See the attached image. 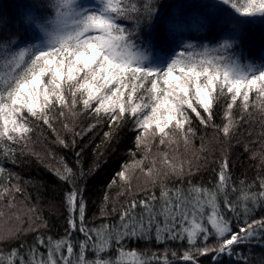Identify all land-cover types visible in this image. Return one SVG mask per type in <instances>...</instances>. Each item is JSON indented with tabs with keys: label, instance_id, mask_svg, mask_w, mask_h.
Returning <instances> with one entry per match:
<instances>
[{
	"label": "snow or ice",
	"instance_id": "obj_1",
	"mask_svg": "<svg viewBox=\"0 0 264 264\" xmlns=\"http://www.w3.org/2000/svg\"><path fill=\"white\" fill-rule=\"evenodd\" d=\"M21 7L22 14L0 17V216L2 209L17 207L16 194L23 192L20 177L2 162L16 164L25 154L39 158L30 147L37 127L49 129L53 143L75 149L86 132H76L69 119L87 113L96 123L107 122L106 142L131 121L136 150H129L130 161L116 174L117 197L125 201L109 210L106 191L92 221L85 198L92 168L86 172L79 159L84 149L76 152V167L53 155L57 166L47 167L67 186L64 234H37L31 244L2 247L48 228L41 216L36 227L29 218L27 228L0 233V264H201L203 257L222 264L221 257L238 255L236 249L264 244V216L253 218L264 209V176L237 185L224 155L214 181H194L200 165L180 152L193 144L197 122L229 138L248 122L245 115L264 116V55L248 59L251 49L243 46L254 26L264 27V0H217L214 13L198 0H24ZM184 24L204 35L178 39ZM57 123L71 138L60 135ZM207 151L202 140L196 152ZM257 157L264 165V152L249 158ZM141 176L144 185H134ZM116 183L114 178L109 190ZM152 241L186 247L181 255L129 247ZM257 264H264V256Z\"/></svg>",
	"mask_w": 264,
	"mask_h": 264
},
{
	"label": "trees",
	"instance_id": "obj_2",
	"mask_svg": "<svg viewBox=\"0 0 264 264\" xmlns=\"http://www.w3.org/2000/svg\"><path fill=\"white\" fill-rule=\"evenodd\" d=\"M169 2L178 3L180 0H169ZM185 2H191V0H185ZM198 2L209 5L208 11L216 12L215 5L217 0H198ZM23 3L24 0H0V17L7 21L12 16L24 13L26 10L21 7ZM173 10L175 11V9ZM191 23L195 24L194 17L191 19ZM179 32L182 33V36L178 37L181 40L204 35L203 31L189 24L181 25ZM204 42L208 43V41ZM243 46L245 50L251 49L248 59L258 60L259 56L264 55V27L254 26L251 29V36L246 38ZM176 50L179 51L180 48L177 47ZM219 111H222V109L218 110L215 119L217 124L222 123ZM233 114H237L236 109L233 110ZM245 119L248 122H241L239 128L235 130V134L229 138H225L222 133L211 127L205 128L199 125L198 122L194 124L197 129V136L193 144L189 146L187 152H185L183 146L180 148V152L186 158L193 159L194 165H200L199 172L193 177L194 181H203L204 183L214 181V170H218L219 161L224 155L228 156L232 180L237 185H239L240 180H246L250 183L256 179L258 174L264 176V165L260 164L259 157L255 160L249 158L252 152H264V148L261 147L264 144V137L259 135L264 130V125L261 124L264 116H261L259 112H254L251 119L247 115H245ZM94 123H96L95 118L87 113L79 116L74 122L69 119V124L74 126L76 132H86L82 139L77 138L78 146L75 149H64L53 143L55 135L46 127H37L32 134L30 147L39 154V158L25 154L17 156L18 163L16 164L8 161L2 162L5 167L20 177L19 184L23 189L22 193L16 194L17 207L15 209H2L4 215L0 216V222L6 219L9 222V225L6 228L4 227V229L13 231L25 229L28 227L29 218L33 221V227H36L41 223L40 220L36 219L37 215L48 222V228H40L39 233L28 232L26 235H21L20 241L10 242L2 247L8 249L20 242L31 244L37 234L54 238L64 234V217L66 213L62 207V197L67 186L58 180L47 167V165L57 166L56 161L52 159L53 155L57 160L63 157L70 165L76 167V160L78 159L76 152L80 148L84 149L79 159L86 172L89 168H92V172L89 173L87 178L85 193V198L88 201V219L90 221L93 220V217L99 216L106 191L112 198V202L108 205L109 210H111L113 203L119 209L120 204L125 201V196L117 197V193L121 190V182L116 177V174L121 170L122 164L130 161L129 150H136L134 141L137 133L133 131V125L129 121L121 128L115 130L111 142H106L104 134L109 131L108 123H96V126L91 131H86L89 125ZM56 128L60 135L65 138H71L72 133L66 132L60 123L56 124ZM202 140L208 151L205 153L196 152L200 148ZM245 145H248L249 151H245ZM193 154L201 157L206 156L207 159L201 158L197 161ZM139 156L140 153L137 152V158ZM114 178L117 183L113 184L109 190L108 186ZM133 184L139 185L136 181H133ZM156 192L159 194L158 188ZM143 195L144 193H138L137 198ZM33 207L36 209L34 213L29 211ZM14 213L19 214L21 219L15 220L17 216ZM261 216H264V209L256 211L253 218L259 219ZM116 218H118V212L110 217L113 220ZM93 222L100 223L101 220L97 219ZM208 243L214 244L215 241L210 239ZM129 247L147 251L148 255H151L154 251L157 254H162L164 248L175 250L178 255H181L186 247V242L169 241L167 244H157L155 241L151 243L139 242L130 244ZM236 251L238 253L236 256L229 257L225 255L221 257L222 264H245L244 260L240 259V256H246L253 261V264H257L260 258L264 256V244L254 243L247 248L236 249ZM169 259H171L170 253ZM174 264H182V262L176 261ZM201 264H209V258H201Z\"/></svg>",
	"mask_w": 264,
	"mask_h": 264
},
{
	"label": "rangeland",
	"instance_id": "obj_3",
	"mask_svg": "<svg viewBox=\"0 0 264 264\" xmlns=\"http://www.w3.org/2000/svg\"><path fill=\"white\" fill-rule=\"evenodd\" d=\"M195 152V151H194ZM194 155V154H193ZM137 175H139V173L137 172ZM146 178L145 177H143V176H141L140 177V179L139 180H136V179H134L133 181H136V183H139V186H142V185H144V180H145ZM19 219H21V218H19ZM2 220V219H1ZM4 220V219H3ZM15 220H18V219H15ZM7 222V223H6ZM9 225V222H8V220L6 219V220H4L3 222L1 221L0 222V233H4V232H7V230L8 229H4V227L6 228V226H8Z\"/></svg>",
	"mask_w": 264,
	"mask_h": 264
}]
</instances>
